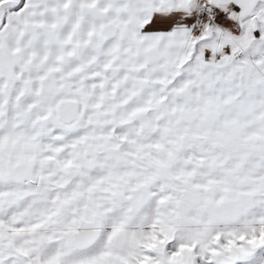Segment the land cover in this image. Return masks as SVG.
Listing matches in <instances>:
<instances>
[{
    "label": "snow or ice",
    "instance_id": "6c2138e0",
    "mask_svg": "<svg viewBox=\"0 0 264 264\" xmlns=\"http://www.w3.org/2000/svg\"><path fill=\"white\" fill-rule=\"evenodd\" d=\"M0 264H264V0H0Z\"/></svg>",
    "mask_w": 264,
    "mask_h": 264
}]
</instances>
